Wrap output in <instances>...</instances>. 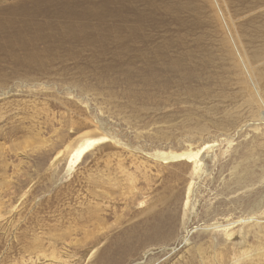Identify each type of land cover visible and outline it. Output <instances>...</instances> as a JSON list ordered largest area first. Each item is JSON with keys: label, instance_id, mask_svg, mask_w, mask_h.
<instances>
[{"label": "rangeland", "instance_id": "obj_1", "mask_svg": "<svg viewBox=\"0 0 264 264\" xmlns=\"http://www.w3.org/2000/svg\"><path fill=\"white\" fill-rule=\"evenodd\" d=\"M159 1L145 23L128 11L144 41L111 0H0L1 22L41 24L0 46V264H264V136L237 54L264 55V0ZM98 132L116 142L66 174ZM186 149L199 165L171 156ZM221 217L233 236L197 232Z\"/></svg>", "mask_w": 264, "mask_h": 264}, {"label": "bare ground", "instance_id": "obj_2", "mask_svg": "<svg viewBox=\"0 0 264 264\" xmlns=\"http://www.w3.org/2000/svg\"><path fill=\"white\" fill-rule=\"evenodd\" d=\"M124 1L126 0H111V3H108L110 5V17L111 20L114 23L118 22H123L127 24L128 29L130 31L132 39L134 38H141L145 41L146 35L143 34L140 30H136L133 26V24L130 25L129 21V14L128 11L132 14H135V17L137 18L138 22L145 23L148 21L150 18V15L146 14V9L151 8V11L154 12L157 9L163 10L160 3H144L147 2L148 0H143V3H138L140 9L135 5L134 3H125ZM132 1V0H131ZM158 1V0H157ZM163 2V1H162ZM82 4H87V3H82ZM164 4V3H163ZM166 6V4L164 5ZM165 9V8H164ZM167 10V7H166ZM164 11V10H163ZM71 12V11H70ZM170 12V8L168 7V13ZM15 13V12H13ZM73 13V10L71 14ZM166 13V12H165ZM218 13L220 14L222 18V12L220 8L218 9ZM98 16H102L101 14H98ZM12 20V19H11ZM5 20L3 22L0 21V46L3 47V49L7 52H9L8 49H23L30 41L28 36L25 38H15V40L12 42L11 37L6 40L5 39V31L8 29H12L13 32L11 33L12 35L21 32L18 27H22L23 30H26L24 32L26 35L30 33L29 28L32 27V29L35 28H40L41 24H21V23H16L15 20ZM226 27V25H225ZM59 29L62 33L66 34V36L71 39H83L84 37L82 36V32L79 29H75L74 27H59ZM227 29V27H226ZM66 30V31H64ZM143 30V29H142ZM76 31L79 32V34H76ZM228 31V30H227ZM114 33L115 30H114ZM56 34H50L46 42L55 45V46H61L63 45L62 42L58 41L56 39ZM229 34V33H228ZM230 41L235 44L231 35H229ZM32 41V37L30 38ZM10 53V52H9ZM239 59H238V71L241 74L242 77V86L243 90L246 93V106H247V113L248 117L251 120V123H249L246 126H254L256 132L263 133L264 136V88L259 87V85L264 84V55L253 53V55L248 56L247 54H242L239 55L237 52ZM41 63V61H39ZM236 65V67H237ZM99 133V132H98ZM100 137L97 139H92V138H85L79 144L73 148L68 164L66 167V174H69L73 171L75 164L83 158V156L95 145L100 144L102 142H105L106 140L112 141L115 143V139L111 137H107L104 134L99 133ZM197 149H186L185 152L182 153H173L171 156L178 158V159H187V160H192L194 164L199 165L200 161H196L197 157ZM165 160H170L171 158L168 157V154L164 153L163 154ZM57 157V156H56ZM56 161V160H55ZM131 194H133V191H129ZM148 225H152L150 227L153 236H156V234L160 231V226L151 221L148 220L146 221ZM238 223L234 222L233 219L228 218V217H221L217 219H212L208 222H205L201 225L199 229H197V232H204V233H211L216 236H219L223 239L229 238L233 236L235 232H233L234 228L236 227ZM240 260H244V258H241ZM240 260H236V263H239Z\"/></svg>", "mask_w": 264, "mask_h": 264}]
</instances>
